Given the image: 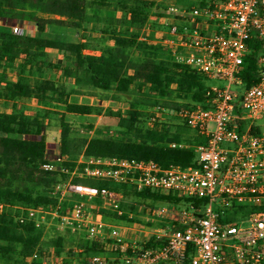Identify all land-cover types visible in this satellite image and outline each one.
Wrapping results in <instances>:
<instances>
[{"label": "trees", "instance_id": "16d2710c", "mask_svg": "<svg viewBox=\"0 0 264 264\" xmlns=\"http://www.w3.org/2000/svg\"><path fill=\"white\" fill-rule=\"evenodd\" d=\"M153 4L143 0H0V19L33 22L37 30L35 36L0 30V98L5 103H12L13 107L10 113L0 111V264H42L43 228L37 220H28L25 215L30 208L54 205L56 200L51 196V188L66 179L65 175L44 169L48 148L42 131L48 126L51 112L59 115L61 153L71 160H78L83 155L86 158L153 160L162 168L196 166L195 147L203 143V138L199 136L195 141H186L180 134L170 132L165 124L151 129L142 120L147 115L148 123L150 117L157 114V108L164 107L163 104L173 96L188 100L187 104L204 103L209 89L205 84L207 78L177 63L169 50L158 43L139 39V32L150 20ZM112 5L123 14L105 28L102 40H112L114 46H106L98 54H85L90 42L83 34L94 21L89 10ZM52 26L74 29L81 33V38L72 42L45 37ZM173 30L174 27L169 28L170 33ZM247 46L248 54L239 74L244 89L259 83L258 59L264 53V41L254 36L247 41ZM49 49L58 51L62 60L53 63L46 53ZM134 51L140 56L138 60L133 58ZM162 52L171 55L169 61L161 58ZM50 69H58L66 79H73L78 88L69 90L58 79L47 77L46 71ZM10 72L17 76L15 81ZM83 86L89 87L90 91H114L121 95L137 93L127 111L107 110V115L117 120V128L112 130H118L119 137L96 135L88 138L91 126L78 129L65 120L66 113L102 115V106L71 100L72 96L94 97L93 92H86ZM27 100L40 105L43 112L33 115L25 107L20 108V102ZM140 106L149 108L150 112H140ZM234 113L240 114L239 108ZM247 126L248 123H241L240 131H245ZM251 132L261 134L255 126L251 127ZM173 142H185L187 146L171 148ZM68 166L73 168L74 164ZM76 182L117 192L131 190L141 200L184 201L173 195L149 190L137 192L125 185L98 180ZM95 203L103 202L96 200ZM111 205L118 218H127L122 200ZM262 210L264 202L252 207L242 206L233 210L228 218L240 221ZM56 243L60 247L62 240L58 239ZM155 246L157 244L151 242L144 248ZM110 250L119 251L113 241L101 244L90 240L75 259H85L88 254L106 255ZM56 254L62 255L60 250Z\"/></svg>", "mask_w": 264, "mask_h": 264}, {"label": "built area", "instance_id": "2783aa9c", "mask_svg": "<svg viewBox=\"0 0 264 264\" xmlns=\"http://www.w3.org/2000/svg\"><path fill=\"white\" fill-rule=\"evenodd\" d=\"M189 3L171 5L163 11L167 16L161 19L171 21L168 27L174 30L159 44L177 63L207 80L223 82L209 87L204 103H190L173 112L203 138V143L195 147L196 166L162 168L153 160L83 155L74 161L55 144L47 149L44 169L66 179L51 188L54 205L30 208L25 217L37 220L41 216L44 220L50 209L60 229L83 230L93 242L113 241L121 251L131 252L115 264H264V210L240 221L228 218L238 207L264 202V134L251 132V124L264 118V53L258 59L259 83L241 94L235 89L242 85L239 74L248 54L247 41L254 36L264 41V0ZM11 31L26 34L22 26H14ZM236 108L240 114L234 113ZM156 111L148 120L151 129L168 113L164 107ZM241 123H249L243 132ZM186 146L170 144L178 149ZM89 179L125 185L137 192L177 196L185 204L156 210L158 218L173 224L168 233L156 236L157 246L131 249L118 227L95 221L88 209L96 200L117 204L123 199L122 193L76 182ZM41 259L42 264H109L102 254L64 261L43 252Z\"/></svg>", "mask_w": 264, "mask_h": 264}, {"label": "rangeland", "instance_id": "374dc122", "mask_svg": "<svg viewBox=\"0 0 264 264\" xmlns=\"http://www.w3.org/2000/svg\"><path fill=\"white\" fill-rule=\"evenodd\" d=\"M90 1V0H89ZM148 3L154 2L153 6L150 9V20L148 21L147 27H145L141 32H139V39L141 41L149 40V42H159L161 38L169 32V27L164 25V22L161 18L167 16L165 15V11L167 7L171 5H188L190 4V0H143ZM111 2V1H110ZM112 6L102 7L100 10H89V14L91 18H93V22L88 26V30L83 35L86 37L87 41L90 42V46L92 48H105L107 45L106 41L102 40L104 35L102 32L105 28H108L114 20L120 18L122 16V12L119 9ZM164 11V12H163ZM96 18H95V15ZM96 19V20H95ZM185 23H183L184 25ZM14 26H22L25 28L26 33H34L35 24L33 22L26 21H6L0 19V30H11ZM45 37L48 38H60L65 41H79L81 38V33L76 32V30L67 28V27H58L52 26L48 29V31L44 34ZM102 36V37H101ZM134 51L133 58L138 60L140 58L139 55ZM51 61L53 63H57L62 60L61 55H58L57 52L53 51L50 54ZM161 58L165 60H170L171 55L168 52H162ZM11 73V72H10ZM47 77L58 78L65 84H68L69 90L72 87L73 81L68 82L67 80L63 81L64 78L61 75V72L58 69H50L46 71ZM68 82V83H67ZM205 84L208 87H217L223 85V82L217 79H209L205 81ZM74 86V85H73ZM74 88H78L75 87ZM86 92H93L94 97L91 99L90 97H79L72 96L71 100L75 103L81 104H91L96 107L102 106L103 113L102 117L99 118L100 115L92 114V116H75L72 114L67 115V120L71 122L75 128L83 129V127L91 126V130H88V138L94 137L96 135L103 137H119L118 130H112V127L117 126V120L108 116L107 110L119 109L123 111H127L130 108V103L137 97V93H131L129 95H121L117 94L114 91L104 92L100 90L90 91L89 87L83 86L82 88ZM238 94H241L244 91L242 85H238L236 88ZM99 100L102 101L99 103ZM188 100H179L175 96L169 99L166 104L163 106L168 110L166 117L167 122L170 125L179 124L181 130H183L184 135H186L187 140L195 141V132L194 130L180 124L179 120L173 113V110H177L181 108L183 105L187 104ZM20 108H26L29 113L36 114L43 112L42 107H38L40 105L34 102L30 103H20ZM181 106V107H179ZM50 109L54 107H48ZM140 112L149 113V108H144L143 106L139 107ZM149 111V112H148ZM55 112V111H54ZM51 112V115L48 117L49 121L48 126L44 128L42 134L44 135L47 143L50 147H53L54 144L60 139V126H59V115L57 113ZM147 116V115H146ZM144 116L143 123L147 125V119ZM171 122V123H170ZM249 124V123H248ZM254 126L260 129L261 133L264 134V118L258 119L254 122ZM94 128H97L94 130ZM123 195L122 199V208L124 211V215L127 217L125 219L118 218L116 215L115 208L108 203H99V204H90L88 209L91 211L92 216L95 221H100L110 226L114 225L122 228V232H126L123 235L124 241L128 246L133 244L132 239L138 238V245H142V242L146 241L148 238H156L158 235H163L162 231H157V229L161 228V223L155 222L156 219V209L162 207L166 204L160 202H153L148 200H141L136 198L135 194L131 190L122 191ZM167 206V205H166ZM16 215L17 213L13 210ZM247 217V216H246ZM37 222L43 228V236L41 240L42 252L48 254V256L52 255L59 260L68 261L70 259L76 258L75 256L84 250V247L88 245L90 239L87 234L83 230H66L60 229L58 226L57 219L50 213V209H48L47 214L45 215L44 220H42L41 216L37 217ZM126 237V240H125ZM58 239L62 240L61 248L57 245ZM118 247V246H117ZM60 250L61 256H57L56 251ZM116 253L111 255L109 258V263H118L123 256L128 255V251H121L119 249ZM57 256V257H56ZM94 255L88 254L89 258Z\"/></svg>", "mask_w": 264, "mask_h": 264}, {"label": "crops", "instance_id": "0c3cea01", "mask_svg": "<svg viewBox=\"0 0 264 264\" xmlns=\"http://www.w3.org/2000/svg\"><path fill=\"white\" fill-rule=\"evenodd\" d=\"M164 22H162V23H164V25H166V26H168V25H170L169 23L171 22V21H166V20H163ZM176 22V24L177 25H182L183 23L182 22H180V21H175ZM145 27H147V25L145 26ZM144 27V28H145ZM35 28V30H36V27H34ZM148 28V27H147ZM76 32H78V31H76ZM78 33H80V32H78ZM26 34H28V35H31V36H35L36 34H37V30L34 32V33H26ZM165 36V35H164ZM102 37V36H101ZM163 38V37H162ZM72 42H77V41H72ZM148 42H149V40H148ZM150 43V42H149ZM152 43H155V42H152ZM158 44H159V42H157ZM156 43V44H157ZM107 46H114V41H112V40H108V41H106V43H105ZM101 49H104V48H97V49H95V48H92L91 46H89L88 47V49H86L84 52H85V54H90V55H94V54H98V51L99 50H101ZM53 51H55V52H57V54L58 55H60L59 53H58V51H56V50H47L46 51V53L48 54V56H49V58H50V53L51 52H53ZM51 59V58H50ZM11 76H12V80L13 81H15L16 79H17V76L14 74V73H11L10 74ZM62 75V74H61ZM63 78H64V80L63 81H65V80H67L68 82H70V81H73V82H70V83H73V85H74V80L73 79H66L64 76H63ZM56 79H58V78H56ZM59 80V82L60 83H64V82H62L60 79H58ZM67 82V83H68ZM65 84V83H64ZM66 85H68V84H66ZM72 85V87H74ZM68 87V86H67ZM72 89V88H71ZM0 101H1V103H0V111H4V112H6V113H10V112H12V103H5L1 98H0ZM34 103V101L33 100H27V101H21L20 103H25V104H27V103ZM20 105H22V104H20ZM36 106H37V103H36ZM39 108L41 107V106H38ZM31 114V113H30ZM69 114H71V113H66L65 114V120L68 122V123H70L73 127H76V126H74L71 122H69L68 120H67V115H69ZM72 115H75V116H92V114H90V115H78V114H72ZM103 115H100L99 116V118H101ZM180 122V121H179ZM255 122V121H254ZM254 122H253V124H251V127L252 126H254ZM117 123V122H116ZM171 123V122H170ZM161 124H165L169 129H170V132H172V133H176V134H180L181 136H182V139H184V140H186L187 141V137H186V135H184V132H183V130H181V128H179L180 126H177V125H179V124H175V125H170L169 124V122H167V120H166V117H164L163 118V120H162V123ZM180 124H182L181 122H180ZM117 125V124H116ZM183 125V124H182ZM185 126V125H184ZM147 127H149L150 128V124L149 123H147ZM256 127V126H255ZM115 128H117V126H115V127H112V129H115ZM97 128H94V130H96ZM195 132V131H194ZM194 137H199V135L195 132V136ZM191 141H193V140H191ZM181 143H184V144H186L185 142H181ZM46 144H47V148H49L50 146H49V144L47 143V141H46ZM55 144H59L60 145V139H58V141L55 143ZM54 144V145H55ZM149 201V200H148ZM160 203H163V204H166V205H164V206H162V207H168V206H170V205H173V204H177V205H180V206H183L185 203L182 201V202H179V203H176V202H160ZM159 208H161V207H159ZM158 209V208H157ZM156 209V210H157ZM155 214H156V212H155ZM155 222H159V223H161V228H159V229H157V231L156 232H158V231H162L164 234H166V233H168L170 230H171V227H172V222L170 221V220H168V219H160V218H158L157 216H156V219H155ZM112 226H114V225H112ZM115 227H117V226H115ZM119 229H120V231H121V233H126V232H122V228L121 227H118ZM124 234H122V235H124ZM125 240H126V237H125ZM154 240V241H153ZM132 243L133 244H130V247H131V249H132V247L133 248H135V249H140V248H144V245H146V244H149V243H151V242H155V238L153 239V237L151 238H148L146 241H144V242H142V244H143V246L140 244V245H138V238H134V239H132ZM156 243V242H155ZM114 253H116L115 251H113V252H111V250L110 251H108V253L106 254V259H107V263H109L108 261H109V258L108 257H111V255H113ZM109 264H111V263H109ZM112 264H114V263H112Z\"/></svg>", "mask_w": 264, "mask_h": 264}]
</instances>
